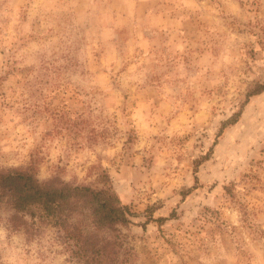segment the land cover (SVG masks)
<instances>
[{
	"label": "rangeland",
	"instance_id": "1",
	"mask_svg": "<svg viewBox=\"0 0 264 264\" xmlns=\"http://www.w3.org/2000/svg\"><path fill=\"white\" fill-rule=\"evenodd\" d=\"M257 81L264 0H0V169L110 185L123 264H264V91L218 133ZM13 214L0 264H78L39 205Z\"/></svg>",
	"mask_w": 264,
	"mask_h": 264
},
{
	"label": "trees",
	"instance_id": "2",
	"mask_svg": "<svg viewBox=\"0 0 264 264\" xmlns=\"http://www.w3.org/2000/svg\"><path fill=\"white\" fill-rule=\"evenodd\" d=\"M262 91L264 82H254L240 108L221 121L218 133L239 119L250 96ZM2 200L15 211L11 217L13 222L20 220L18 213L39 205L52 223L65 232L66 239L73 246L72 256L78 264H123L120 227L129 225L134 212L110 185L95 188L57 179L40 181L33 171L12 167L0 169ZM82 212H86L88 218L85 226L71 220L75 213Z\"/></svg>",
	"mask_w": 264,
	"mask_h": 264
}]
</instances>
